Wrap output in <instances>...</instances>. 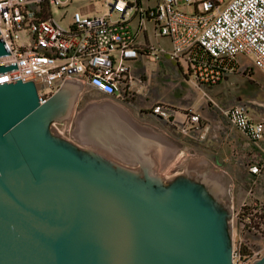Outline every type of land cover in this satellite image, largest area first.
I'll list each match as a JSON object with an SVG mask.
<instances>
[{
	"label": "water",
	"instance_id": "95a60500",
	"mask_svg": "<svg viewBox=\"0 0 264 264\" xmlns=\"http://www.w3.org/2000/svg\"><path fill=\"white\" fill-rule=\"evenodd\" d=\"M83 85L66 78L41 103L32 80L0 83V264H233L226 184L191 168L152 173L153 157L107 127L90 134L142 170L52 129Z\"/></svg>",
	"mask_w": 264,
	"mask_h": 264
},
{
	"label": "built area",
	"instance_id": "2783aa9c",
	"mask_svg": "<svg viewBox=\"0 0 264 264\" xmlns=\"http://www.w3.org/2000/svg\"><path fill=\"white\" fill-rule=\"evenodd\" d=\"M68 5L60 0H0V33L11 53L0 56V65L16 62L18 66L1 74L0 83L32 80L41 103L66 78L133 99L138 88L130 61L141 55L183 60L199 86L218 84L235 72L239 56L264 73V0H106L104 12L86 15L76 10L64 25ZM54 8L64 11L60 18L53 14ZM146 22L171 46L139 42V33L147 31ZM177 112L164 102L152 107L155 116L168 121ZM223 112L249 141L259 143L264 138V121L251 118L243 104ZM183 115L181 133L201 128V115L193 108ZM263 167L264 161H257L248 169L259 174ZM255 204L241 223L250 224L252 230L259 222L251 220L264 214L263 203ZM242 247V241L239 247L234 245L233 264H251L259 257V251L243 254Z\"/></svg>",
	"mask_w": 264,
	"mask_h": 264
},
{
	"label": "crops",
	"instance_id": "0c3cea01",
	"mask_svg": "<svg viewBox=\"0 0 264 264\" xmlns=\"http://www.w3.org/2000/svg\"><path fill=\"white\" fill-rule=\"evenodd\" d=\"M104 11L103 6L94 13ZM140 34L142 39L139 42L149 40L148 42L154 43L148 29ZM163 40L167 44L163 43ZM158 43L166 47L171 46L166 37H160ZM242 61V57L239 56L238 69L235 72L243 67ZM130 67L137 77L135 84L138 93L133 99L119 98L115 94L99 91L91 84L80 81L84 83L80 92L87 96V101L81 108H76V99L72 112L58 122V132L78 146L92 149L118 165L142 170V167L136 168L120 160L90 134L101 127H107L114 134L131 139L139 149L153 157L150 167L152 173L170 178L191 168L216 180L221 177L215 172L208 173L206 169L212 166L220 170L219 168H225L229 164L228 145H223L227 137L222 136L220 131L224 126L223 120L229 122L226 117L219 118L214 115L212 109L213 105L223 107L218 104L223 102L225 97L221 95L218 98L214 97L218 90L212 92L222 84V81L210 89L211 86H199L183 60L176 61L167 56L155 60L150 56L141 55L130 61ZM157 102H164L178 111L172 120L159 118L152 113V107ZM188 108H193L201 115V128L186 135L181 133L179 124L184 120L183 112ZM251 143L255 149L252 155H264V138L259 143H253L246 138L245 144L241 142H239L241 145L237 144L239 157L247 154L249 149L248 147L244 149V146ZM184 148L192 157L181 162L185 153L181 149ZM178 163L180 164L177 165ZM263 172L264 169L261 173L254 174L248 169L247 174L240 180L242 183L264 181ZM246 198V194L241 190L237 203L242 206Z\"/></svg>",
	"mask_w": 264,
	"mask_h": 264
},
{
	"label": "rangeland",
	"instance_id": "374dc122",
	"mask_svg": "<svg viewBox=\"0 0 264 264\" xmlns=\"http://www.w3.org/2000/svg\"><path fill=\"white\" fill-rule=\"evenodd\" d=\"M63 5L69 4L67 6V15L62 19L64 25H68L71 22V13L73 11L79 10L83 14L90 15L95 11L101 10L105 5L106 0H60ZM180 3H183L184 0H179ZM62 9H53V14L60 18L63 14ZM145 26L148 29L149 36L154 43H158L160 37L155 36L152 33V23L146 22ZM142 39V34L138 36V40ZM167 44L165 40L162 41ZM242 57L243 67L235 73L229 74L223 81L222 84L218 85L212 90H218V92L213 95L214 97H225L223 102L218 105H223V107H218L213 105V114L219 118L225 117L223 110L227 109L234 105L243 104L251 118L262 119L264 121V73L259 69H256L252 61L245 56ZM239 64V63H238ZM151 74V73H150ZM214 87V85L210 88ZM219 100V99H218ZM222 108V110H220ZM224 126L220 131L222 136H226V143L223 145H228L229 150V164L227 167H221L220 170H216L214 167H208L206 171L209 173L215 172L221 175L217 180L226 184L229 206L234 211L231 217L232 225V234L231 240L234 245L239 247L240 241L243 243V249H247L249 252L253 253L254 251H259L260 255L258 258L264 256V224L262 225V220H257L258 226L257 229H250V224L242 225L241 218H239L238 213L240 212L241 205L237 203V197L239 192L242 190L246 194V203L261 202L264 205V181H257L256 183L243 182L240 180L248 172V167L252 162L264 161L263 156H254L251 153L255 150L253 149V144H247L248 152L242 157H239L237 151V144L239 142L245 144L246 138L243 133L232 126L229 125L226 121L222 123ZM58 133V132H57ZM243 138V139H242ZM236 144V145H233ZM241 145V144H239ZM182 148V147H181ZM184 150V156L181 158L182 161L189 160L191 153L187 152V149ZM238 153V154H237ZM178 163L177 165H179ZM264 169V167H263ZM223 170V171H222ZM263 171V170H262ZM264 174V172H263ZM172 175V174H171ZM219 175V176H220ZM173 176V175H172ZM171 176V177H172ZM252 190V192H250ZM258 258L254 259L257 260ZM253 262L251 264H253Z\"/></svg>",
	"mask_w": 264,
	"mask_h": 264
},
{
	"label": "flooded vegetation",
	"instance_id": "af4514ba",
	"mask_svg": "<svg viewBox=\"0 0 264 264\" xmlns=\"http://www.w3.org/2000/svg\"><path fill=\"white\" fill-rule=\"evenodd\" d=\"M72 94H73V96L75 95L76 98H77V101L75 103L77 105L76 108H81L83 106V104L85 103V101H87V96L86 95H83L81 92H77V91L73 92ZM73 104L74 103H72L71 106H69L67 108V113L70 114L72 112V110H73ZM51 127H52L53 130L54 129L55 130H58L59 123L58 122H55V121H52L51 122ZM198 181L201 182V177L198 178Z\"/></svg>",
	"mask_w": 264,
	"mask_h": 264
},
{
	"label": "trees",
	"instance_id": "16d2710c",
	"mask_svg": "<svg viewBox=\"0 0 264 264\" xmlns=\"http://www.w3.org/2000/svg\"><path fill=\"white\" fill-rule=\"evenodd\" d=\"M255 203H261V202H253V203H248L247 205H244V206H242L241 207V210H240V212H239V214H238V216H239V218H241V221H243L244 220V217L248 214V211L251 209V205H256ZM263 217H264V214L263 215H256V218L257 219H252L251 221L252 222H258L257 220H261V219H263ZM262 222H264V221H262ZM245 224H248V223H245ZM241 252L243 253V254H248L249 253V251L245 248V249H243V247L241 248Z\"/></svg>",
	"mask_w": 264,
	"mask_h": 264
},
{
	"label": "bare ground",
	"instance_id": "6f19581e",
	"mask_svg": "<svg viewBox=\"0 0 264 264\" xmlns=\"http://www.w3.org/2000/svg\"><path fill=\"white\" fill-rule=\"evenodd\" d=\"M164 175V174H163ZM165 176V175H164Z\"/></svg>",
	"mask_w": 264,
	"mask_h": 264
}]
</instances>
